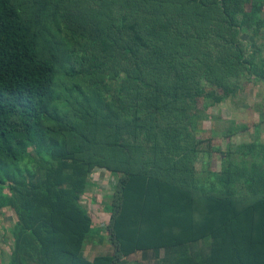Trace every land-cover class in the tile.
Instances as JSON below:
<instances>
[{
  "label": "trees",
  "instance_id": "obj_1",
  "mask_svg": "<svg viewBox=\"0 0 264 264\" xmlns=\"http://www.w3.org/2000/svg\"><path fill=\"white\" fill-rule=\"evenodd\" d=\"M249 1L255 9L244 23L250 16L253 25L264 23V16L259 18L264 0ZM227 4V0L211 2L213 8L228 14ZM208 8L207 0H0V210L14 202L20 215L13 232L12 259L4 264H116L142 251L157 253L164 244L161 226L165 231L173 228L165 221L173 219L178 207L188 210L200 200L209 209L217 203L236 212L235 192L226 184L237 183L230 168L229 179L222 175L219 182L226 186H220V199L206 194V185L197 184L194 171L184 163L176 171L165 166L152 176V183L144 180L136 172L138 162L130 155L129 139L158 136V132L171 139L176 137L171 129L175 135L177 130L137 111L130 115L109 109L102 98V88L119 80L120 103L128 98L137 109L182 111L203 90L191 79L196 69L190 61L196 55L193 37L190 32L175 36L168 16L187 10L186 16L192 11L204 23ZM227 14L226 25L232 28ZM231 49L244 65L240 48ZM222 63L218 51L203 68L218 87L228 80H224L228 66ZM111 66L126 76L112 74L103 79L101 73L110 72ZM254 69H248L250 79L263 80L264 69ZM147 84L149 89H144ZM210 95L218 101L213 87ZM99 126L103 128L89 133L90 127ZM102 149L111 158L96 157V150ZM119 155L123 159L116 164ZM21 161L27 165L22 170ZM76 163L89 170L102 166L124 173L118 178V196L105 228L113 253L92 261L83 254L94 227L78 205L82 181L79 194L64 190L63 180ZM258 175L262 189L252 192L253 203L233 219L243 225L244 237L239 238L245 246L243 261L228 244L234 243L232 221L221 220L220 227L210 231L218 264H264V170ZM8 183L29 185L34 196L17 199L11 185L10 194L3 192ZM143 184L146 193H142ZM198 192L205 194L200 198ZM39 194L45 203H40ZM167 201L170 205L161 219V213L153 212ZM204 229L201 226L198 234L202 236Z\"/></svg>",
  "mask_w": 264,
  "mask_h": 264
},
{
  "label": "rangeland",
  "instance_id": "obj_2",
  "mask_svg": "<svg viewBox=\"0 0 264 264\" xmlns=\"http://www.w3.org/2000/svg\"><path fill=\"white\" fill-rule=\"evenodd\" d=\"M214 1L207 0L209 8L204 23H201L200 16L195 15L192 11L186 16L184 13L188 12L187 10L183 12L176 10L173 16H168L176 31L175 36L181 37L190 32L193 37L191 47L196 55L190 61L196 65V69H192L191 79L197 83V86L200 84L199 87L203 90L194 100L190 99L188 103L184 104L182 111L177 109L173 113L167 107H161L154 111L141 107L137 109L132 106L133 103L128 98L127 103L125 100L120 103V97H117V91L122 90L119 80H111L107 86H104L105 89L102 88V98L110 105L109 109L116 108L121 114L130 115L137 111L151 117L154 123L169 124L177 130L178 134L175 135L174 129H171V133L176 136L171 139H166L159 132L158 136L151 134L150 137H142L135 141L132 139L128 141L126 138L133 149L130 150V155L138 162L134 165L137 169L136 172L143 176L144 180L147 179L149 183H152L154 181L152 176L160 174L165 166L171 165L173 171H176V166L182 168L181 165L184 163L187 169L194 171L196 183L206 185L205 193L216 197L215 199H220V186H224L223 189L226 186L219 182L223 176L229 179L227 168H230L233 177H237V183L233 185L226 182V184L232 187L231 189L235 192L236 212H239L253 203L252 192H260L262 189L257 179L258 173L264 170V79H250L251 75L248 69L255 68L256 72L259 68L260 70L264 69V23L253 25L251 16L246 22L249 25L244 23L246 16L253 13L255 9L249 0H227L228 14L223 13L220 7L213 8L211 2ZM226 14L231 18L232 28L226 25ZM263 16L264 8L260 12L259 18ZM181 32H184L183 35ZM234 45L238 46L241 53L244 54L242 60L244 65H240L232 56L231 48ZM218 51L224 59L222 66L225 68L228 66L224 79L228 80L220 87L215 83V79L211 77L210 73H206V70L203 69ZM117 70L118 68L111 66V71L107 74L101 73V77L107 79L112 74H118L119 78L126 76L125 73H118ZM210 81L212 82L210 83ZM149 86L147 84L142 87L149 89ZM211 87L217 91L218 101L211 98ZM188 117H190V122ZM102 128V126L92 129L90 127L89 133L94 129L101 130ZM108 133L111 134L110 131ZM96 151L98 158L109 156L103 149ZM109 157L111 158V156ZM122 159V155L117 156L116 164ZM20 166L22 170L27 165L21 161ZM88 170L85 165L79 166L76 163L73 168L68 169L70 175L63 181L64 190L71 193L77 190L78 194L82 181L84 190L78 198V205L91 218L94 227V231L84 243L86 245L83 254L92 261L96 256H109L113 253V246L105 228L109 222V213L114 208L116 195L118 196L116 193L118 178L124 173L120 170L116 173L109 172L102 166H95ZM20 172L19 175L23 176L22 171ZM83 179L85 180L84 185ZM10 185L16 189L15 198L17 199L34 196L30 194L29 185L20 187L15 183H8L3 192L10 194ZM143 192L146 193L144 184ZM205 193L198 192V195L201 198ZM68 197L73 202V198ZM170 197L171 201H177L174 197ZM126 199L128 200V198ZM38 200L40 203L44 202L41 195ZM16 202H20V200ZM15 205L12 202L11 206L0 210V264L7 263L12 259V252L15 248L13 232L20 220ZM169 205L170 202L167 201L158 206L153 213H161V219H163V215L166 213L164 210H167ZM208 207L200 200L188 210L178 207L173 219L163 220V222L171 224L174 229L169 228L165 231V227L161 226L163 233L160 235L164 244L157 253H154L153 250L142 251L128 257L124 256L116 264H218L217 260L213 258L214 241L210 231L220 227L221 220L232 221L234 243L228 244L232 246V254H237L242 262L245 246L239 238L244 237V231L241 234L243 225L233 222L238 213H233L234 210L230 212V206L221 209V205L217 203L215 207L210 209ZM201 226L205 227L202 236L198 234ZM167 232L170 233L166 236ZM196 234L198 235L196 236ZM188 238L192 241H187Z\"/></svg>",
  "mask_w": 264,
  "mask_h": 264
}]
</instances>
